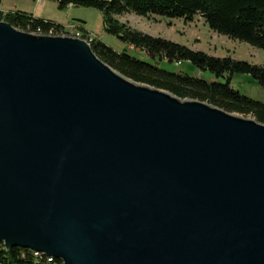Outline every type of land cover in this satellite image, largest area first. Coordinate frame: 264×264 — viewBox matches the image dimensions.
<instances>
[{"label":"water","instance_id":"water-1","mask_svg":"<svg viewBox=\"0 0 264 264\" xmlns=\"http://www.w3.org/2000/svg\"><path fill=\"white\" fill-rule=\"evenodd\" d=\"M0 244L61 264H264V125L0 22Z\"/></svg>","mask_w":264,"mask_h":264},{"label":"trees","instance_id":"trees-1","mask_svg":"<svg viewBox=\"0 0 264 264\" xmlns=\"http://www.w3.org/2000/svg\"><path fill=\"white\" fill-rule=\"evenodd\" d=\"M58 8L67 6L94 9L101 15L104 32L118 40L126 49L115 51L95 37L91 45L94 55L104 64L131 81L166 91L184 100L207 103L228 113L250 116L264 125V103L242 95L232 86L236 75H245L264 89V67L231 57H213L201 51L164 38L151 37L120 21L124 14L149 15L191 22L199 16L208 29L230 40L264 51V0H52ZM1 6V0H0ZM0 22L32 33L64 26L33 17L24 12L0 10ZM80 32H88L75 26ZM127 48L143 53L149 60L129 54ZM188 63L208 78L173 72L160 64ZM0 264H61L57 259L48 262L36 258L29 250H7L0 244Z\"/></svg>","mask_w":264,"mask_h":264},{"label":"rangeland","instance_id":"rangeland-1","mask_svg":"<svg viewBox=\"0 0 264 264\" xmlns=\"http://www.w3.org/2000/svg\"><path fill=\"white\" fill-rule=\"evenodd\" d=\"M1 8L4 12H24L68 28L79 25L92 32L102 43L115 51L126 49L118 40L104 32L101 15L94 9L72 6L59 9L57 3L43 0H1ZM119 19L139 32L155 38H164L192 51H201L218 58L231 57L264 67V51L215 34L208 29L199 16L194 17L191 22L154 15L141 17L130 13L122 15ZM127 50L130 55L150 62L143 53L132 48H127ZM160 65L173 72H185L190 76L208 78V74L200 73L188 63L173 65L162 63ZM232 86L242 95L264 103V89L260 88L250 77L236 75L232 80ZM247 118L252 117L247 116Z\"/></svg>","mask_w":264,"mask_h":264},{"label":"built area","instance_id":"built-area-1","mask_svg":"<svg viewBox=\"0 0 264 264\" xmlns=\"http://www.w3.org/2000/svg\"><path fill=\"white\" fill-rule=\"evenodd\" d=\"M37 1H42V0H37ZM43 1H52V0H43ZM30 34L37 35V36L68 37V38L78 39V40L84 41L90 47L95 39V36L91 32L83 33V32H80L76 27L68 28L65 26L59 31H56L53 27H50L44 31L38 28L36 31ZM31 252L33 253V256L36 258H41L42 256L46 257L48 262H52V260L54 259L52 257L46 256L39 252H33V251Z\"/></svg>","mask_w":264,"mask_h":264},{"label":"crops","instance_id":"crops-1","mask_svg":"<svg viewBox=\"0 0 264 264\" xmlns=\"http://www.w3.org/2000/svg\"><path fill=\"white\" fill-rule=\"evenodd\" d=\"M0 10H1V11H4V10H2L1 6H0ZM33 17H35V16H33ZM35 18H36V17H35ZM88 32H90V31H88ZM91 33H92V32H91ZM92 34H93V33H92Z\"/></svg>","mask_w":264,"mask_h":264}]
</instances>
